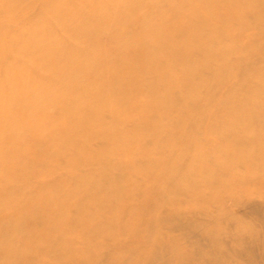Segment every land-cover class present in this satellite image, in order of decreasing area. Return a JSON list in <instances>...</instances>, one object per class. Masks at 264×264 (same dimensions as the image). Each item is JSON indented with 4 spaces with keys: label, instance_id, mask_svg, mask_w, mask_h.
<instances>
[{
    "label": "bare ground",
    "instance_id": "6f19581e",
    "mask_svg": "<svg viewBox=\"0 0 264 264\" xmlns=\"http://www.w3.org/2000/svg\"><path fill=\"white\" fill-rule=\"evenodd\" d=\"M168 1L0 0V264H264V0Z\"/></svg>",
    "mask_w": 264,
    "mask_h": 264
},
{
    "label": "rangeland",
    "instance_id": "374dc122",
    "mask_svg": "<svg viewBox=\"0 0 264 264\" xmlns=\"http://www.w3.org/2000/svg\"><path fill=\"white\" fill-rule=\"evenodd\" d=\"M163 3L162 5H158V9L160 11H166L169 8L170 2L168 0H162ZM166 1V2H165ZM173 2V1H172ZM175 4H181L180 0H175ZM102 41H109V39L106 36H103ZM261 189L264 190V186L260 187ZM236 194V193H235ZM234 193H231L230 197L228 200L223 204L224 210L222 213H219V215L215 218L212 215L217 213L218 214V209L220 208L219 206L213 205L214 210L211 212V216L207 215L210 214L205 211H188L186 218L188 219H194L197 220L203 224L206 221H211V220H218L219 224L222 225V227H227L229 230H227V234L221 237V243L225 244L227 246L226 252L232 255V250L233 248H239V245L241 241L245 242L246 240L248 241L250 239V236H252V232H255L258 235H261L262 237L264 236V225L263 223L258 220L256 215L251 212V208L254 205L257 204H264V197L254 195L251 197H242L238 193L235 195ZM226 207V209H225ZM231 209L232 214L228 211L227 209ZM166 208H163L162 211L159 213L160 218L164 219L165 216H167V212L165 211ZM234 210V211H233ZM234 212V213H233ZM215 218V219H214ZM158 221L159 219L156 218ZM236 220L241 221L242 223H245L249 229L246 232H240L239 229H237V224L235 223ZM180 223V220L175 218L172 222L164 224V229L163 232L167 234L168 236L165 237V241L168 242L166 244L170 245V239L172 240H177L181 241L179 242V246L185 250H187L191 257L193 258V264H214L217 259L212 260L213 258H210V254H205L202 252V249H209L210 244L203 245L202 244H197V240L191 236H186V239L180 240L181 236L179 235L180 233H184L183 230H172L173 229V223ZM252 230V231H251ZM229 231V232H228ZM173 232V234H172ZM172 234V236H171ZM170 236V238H169ZM170 248V246H169ZM103 259L105 257L103 256ZM239 260V259H238ZM217 263H221V261H218ZM216 263V264H217ZM242 264H244V261H241Z\"/></svg>",
    "mask_w": 264,
    "mask_h": 264
}]
</instances>
